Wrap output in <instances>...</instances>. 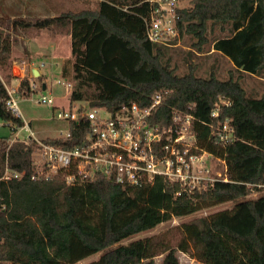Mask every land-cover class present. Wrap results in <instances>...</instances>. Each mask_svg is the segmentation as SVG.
<instances>
[{"label": "trees", "instance_id": "16d2710c", "mask_svg": "<svg viewBox=\"0 0 264 264\" xmlns=\"http://www.w3.org/2000/svg\"><path fill=\"white\" fill-rule=\"evenodd\" d=\"M189 3L177 9L176 26L193 38L196 49L208 41L209 22L228 27L227 35L212 41V49L232 65L226 78H219L214 68L208 76H198L191 63L177 74L164 58L168 46L152 44L146 37V0H99L96 9L0 20L2 121L22 123L4 105L3 82L11 79V32L47 28L70 37L74 82L69 102L108 109L131 102L146 106L155 91L167 90L151 122L170 123L173 109L191 112L199 146L225 158L229 177L200 191L159 176L140 186H123L103 175L81 185L66 184L60 174L32 180V148L21 142L8 147L7 138L0 137V171L6 152L11 167L26 171L20 179L0 183L5 204L0 210V264H74L96 252L99 257L86 264H156L159 255L160 264H178L177 251L202 264H264V194L246 198L252 189L264 186V95H250L241 82L243 74L264 78V0ZM62 73L69 79L63 65ZM26 85L23 80L19 88L25 97L32 93ZM217 105L218 115L211 116ZM226 119L236 137L223 146L210 124L215 127ZM83 129L77 126L70 137L50 141L74 147L75 135ZM229 200H236L231 208L180 223L174 243L160 235L121 243L172 217Z\"/></svg>", "mask_w": 264, "mask_h": 264}, {"label": "built area", "instance_id": "2783aa9c", "mask_svg": "<svg viewBox=\"0 0 264 264\" xmlns=\"http://www.w3.org/2000/svg\"><path fill=\"white\" fill-rule=\"evenodd\" d=\"M146 1L148 10L142 17L147 39L152 44L172 45V40L179 35L176 20L177 9L182 8L180 0ZM10 67L13 76L10 82H3L6 90L4 105L22 123L14 126L11 121H1L14 131V135L6 139L8 147L14 142H21L32 148L30 179L47 180L60 174L66 184L81 185L96 175H103L123 186H140L153 183L159 176L164 181L179 183L188 190L197 191L216 181H229L225 158L215 156L199 146L192 127L194 116L191 112L173 109L170 123L151 122L153 111L167 90L155 91L150 104L146 106L131 102L108 109L90 106L86 101L69 102L68 95L73 83L62 77V80L57 79L55 83L64 85L66 94L62 98L67 100L59 108L56 118L65 121L67 129L55 137L39 138L30 128L31 121L22 118L16 99L18 95L23 96L19 90L23 80L27 81L26 87L32 92L42 89V84L46 89L47 85L35 82L33 70L24 60H14ZM27 68L30 77L26 73ZM37 101L52 111L56 106L55 97L51 94H42ZM220 103L227 104L228 101L221 100ZM218 111L217 105L210 115L217 116ZM80 125L84 133L75 135L77 145L74 147H62L50 141L70 137L72 130ZM210 127L217 142L223 146L235 140L234 129L227 119L215 127L210 124ZM20 132L24 134L20 136ZM34 154L38 157L33 158ZM25 173V170H17L9 165L6 152L0 171V183L20 179ZM4 207L0 196V210Z\"/></svg>", "mask_w": 264, "mask_h": 264}, {"label": "rangeland", "instance_id": "374dc122", "mask_svg": "<svg viewBox=\"0 0 264 264\" xmlns=\"http://www.w3.org/2000/svg\"><path fill=\"white\" fill-rule=\"evenodd\" d=\"M99 0H0V20L8 18H24L32 19L49 15H56L62 11L80 12L84 10L96 9ZM181 7H189V0H180ZM228 34L227 25L222 26L220 23L208 24V41L201 48L196 49L192 42L193 38L187 33H179L172 45L165 49L166 59L171 67L175 68L177 74H182L187 70L189 63L196 66L195 73L198 76L206 77L214 68L219 78H226L232 65L230 61L220 53L212 49V41L216 37ZM12 53L11 63L14 60H25L30 67H35L40 77L35 76L36 83H45L46 89H39L32 92L29 96H17V105L21 112V116L25 120L31 121V130L36 133L39 138L55 137L60 133H64L67 129L66 122L57 119L56 114L59 108L64 105L66 98H62L66 94L64 85L56 84L57 79L62 80V65L68 70L65 75L71 82H74L71 75L72 58L70 55V37L63 34H55L51 29H38L34 27L17 28L11 32ZM11 66V65H10ZM11 78L13 70L10 67ZM27 75L31 73L27 68ZM237 72H235V75ZM11 80V79H10ZM10 82V81H9ZM243 87L247 92L259 97L264 95V78L256 75L243 74L241 77ZM55 97V108L52 111L45 104L40 103L37 99L41 95ZM54 115V118H51ZM20 136L24 132L19 133ZM14 131L8 126L3 125L0 119V137H12ZM38 155L34 154L33 158ZM264 194V186L252 189L246 198H257ZM236 200L224 201L218 204L210 205L202 208L189 215L172 217L171 219L161 222L154 228L134 234L121 243H128L132 240L143 238L149 235H160L171 243L179 238L178 225L182 222L197 220L199 217L208 215L218 210L231 208ZM100 253H93L74 264H86L99 257ZM178 264H202L182 251H177ZM161 255L155 257L156 264H160Z\"/></svg>", "mask_w": 264, "mask_h": 264}, {"label": "water", "instance_id": "95a60500", "mask_svg": "<svg viewBox=\"0 0 264 264\" xmlns=\"http://www.w3.org/2000/svg\"><path fill=\"white\" fill-rule=\"evenodd\" d=\"M33 75H34V76H38V72H37L36 69H33ZM44 88H45V85L42 84V89H44Z\"/></svg>", "mask_w": 264, "mask_h": 264}, {"label": "crops", "instance_id": "0c3cea01", "mask_svg": "<svg viewBox=\"0 0 264 264\" xmlns=\"http://www.w3.org/2000/svg\"><path fill=\"white\" fill-rule=\"evenodd\" d=\"M24 61H25V60H24ZM34 68H35V67H32V66H31V70H33Z\"/></svg>", "mask_w": 264, "mask_h": 264}]
</instances>
